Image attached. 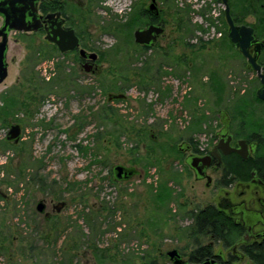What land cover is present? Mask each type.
Returning <instances> with one entry per match:
<instances>
[{"label": "rangeland", "instance_id": "rangeland-1", "mask_svg": "<svg viewBox=\"0 0 264 264\" xmlns=\"http://www.w3.org/2000/svg\"><path fill=\"white\" fill-rule=\"evenodd\" d=\"M59 1L83 42L99 54L98 70L86 74L75 53H58L40 35L38 54L22 48L0 85V97L20 94L25 103L1 116L7 123L19 111L24 131L18 145L8 146L0 131V264H171L168 252L177 249L187 256L197 240L204 245L210 241L192 234L189 214L212 205L224 191L218 184L197 181L184 156L171 157L169 150L190 139L211 148L223 111L239 134L243 116L238 105L246 102L251 114L264 112V104L255 99L260 82L245 71L228 36L221 38L225 30L215 19L223 8L210 7L214 0L175 2L181 11L190 9L192 26L198 27L193 35L178 27L175 8L156 0L164 33L151 51L137 48L133 37L139 25L133 17L144 0ZM238 3L231 0L232 12L241 8ZM246 15L249 24L262 25L263 36L264 24L256 23L249 5ZM127 23L130 33L117 31ZM31 58L38 60L34 67ZM58 64L64 77L70 75L69 83L59 82ZM127 66L130 83L116 82ZM158 73L161 79L155 82ZM140 74L147 77L144 84ZM187 84L191 88L185 93ZM222 84L224 92L216 87ZM115 85L126 87V98L110 103L108 95L119 93ZM33 86L46 93L38 95ZM32 93L44 97L43 102L33 100ZM2 104L6 106L0 98ZM108 104L113 116L105 123L100 115ZM194 111L207 115L202 128L193 125ZM146 133L160 146L154 147ZM151 152L164 155V161H150ZM29 158L33 166L23 167ZM148 160L155 164L145 168ZM119 165L138 174L116 181L113 169ZM242 190L236 186L234 191ZM40 201L50 204L49 222L36 211ZM51 203L66 207L53 213Z\"/></svg>", "mask_w": 264, "mask_h": 264}, {"label": "flooded vegetation", "instance_id": "flooded-vegetation-1", "mask_svg": "<svg viewBox=\"0 0 264 264\" xmlns=\"http://www.w3.org/2000/svg\"><path fill=\"white\" fill-rule=\"evenodd\" d=\"M8 1L10 0H0V5L10 14L12 13V7ZM199 1L204 2V0ZM228 1L232 19L237 26H241L242 24L237 23V19L232 15L231 0ZM251 1L254 2L251 6V16L256 19V23L264 24V0H240V5L242 8L241 13L246 15V7ZM152 2L153 0H144L143 8L141 7L140 10H137L135 13L133 21L139 25L134 30L133 37L137 30H145L153 25L163 28V22L159 20L162 15V10L159 8V6L157 5L160 12L159 17H155L148 10V7ZM213 2V4H210V7L211 5L218 4L223 8V12H221L218 18L215 19L216 21L221 22V25L225 30V33H221L220 36L221 38H226L227 35L229 38V27L226 20L223 0H214ZM55 4V0H40L37 3V20L41 23V28H39L37 31L20 32L10 29V26L6 27V17L0 14V76L2 66L4 65L7 72L6 80L8 79L10 66L16 61L17 55L22 50V48H25L28 54H33L39 50L40 35H42L44 42H46L48 46L54 47L55 50L60 53L55 45L46 40V30L50 26L47 16L50 14L61 13L62 18L66 21L65 27H72L74 29L75 27L71 25V22L67 15H65L64 11L54 10ZM63 6L66 7V5ZM256 6H259L260 10H253V8ZM28 12L29 14H33L31 9H29ZM19 17L20 14L16 19H19ZM239 20L241 22L246 21V19L242 18H239ZM26 23L27 26L34 25L33 18L27 17ZM254 30L256 32L255 28ZM75 32L80 40V48L79 50L69 52L67 54L75 53L79 59L78 64L82 67V69L84 64H91L92 69L89 73H87L84 69L83 71L86 74H93L98 70L97 62L99 61L100 56L96 52L85 49L82 46L81 38L78 35L76 29ZM161 36H163V34L157 37V41L153 46L137 45L135 43V37L134 43L142 50L144 49V51L146 49L151 51L156 46ZM256 37L258 42L264 41V35L262 36L256 33ZM229 41L232 44L230 39ZM232 46L234 52H236L245 62L246 68L253 71L249 68V64L242 56L241 52L236 49L233 44ZM256 48H259V45L252 47L251 53L253 55L256 53ZM80 49H84L89 53H96L98 56L97 61L92 62V60L82 58L79 53ZM13 52L14 54H12ZM262 57H264V49H261L258 54V63L261 66H263L261 64ZM257 80L259 81L258 78ZM0 98L2 103H5V97L1 96ZM262 102L264 104V101ZM4 106L5 105L0 107V112L1 108H4ZM250 115L255 116V119L251 117L252 125L250 127H246L244 122H240L239 128L241 132L238 134L236 131H234L235 126L229 114L223 111L220 114V130L213 133L210 139L211 143H213L211 148H200L199 143H194L191 141L184 142L182 146L178 147L180 153L182 156H184L182 161H184V164H186V166L193 172V175L197 181H206V185L208 187H210L212 183L218 184V187H221L220 191H224V195L222 192H220L213 204L208 206H211L214 212H218V214L225 218L229 223L233 224L238 233L237 236H235L233 242H228L225 238L221 239L219 238L220 236L218 234L213 232L209 236L210 241H208L206 245H204V241L197 240L196 247L191 254L185 256L178 250L180 254V261L178 263L174 260H171L167 256L171 264H257L250 258L248 250L255 248V246H258L257 248L261 250L264 248V112ZM17 125L21 127V142L23 140L24 120L21 116H19V111H17V113L14 115L13 121L8 120L7 123H5V121H3L0 116V131H4L6 135L4 142L12 145H18L20 143L19 142L18 144H15L14 142L7 141V136L11 131V128ZM229 138L230 146L234 149L238 148L239 141H245L247 143V158L241 157L236 152L224 154L221 150H217V152L215 151V147L221 140L227 142ZM190 155H195L197 157H210V160L209 162L199 163L197 166V171L199 172H197L196 170L190 168V166L187 164V159ZM199 175L203 176L200 177ZM226 183H230V185L223 186ZM236 186H240L241 188H244V190L236 193V191H234ZM43 202L46 205V210L44 214L40 215H44L45 219L48 215L49 218L47 219V222H49L52 218L51 214L48 212L50 204L48 202L46 203L45 201ZM59 204L51 203L53 213L55 212L60 214L61 211L66 207L65 203H62L64 206L58 210L57 206ZM247 238L248 240L245 241ZM260 261H263V259ZM260 264L262 263L260 262Z\"/></svg>", "mask_w": 264, "mask_h": 264}, {"label": "water", "instance_id": "water-1", "mask_svg": "<svg viewBox=\"0 0 264 264\" xmlns=\"http://www.w3.org/2000/svg\"><path fill=\"white\" fill-rule=\"evenodd\" d=\"M40 0H10L8 3L11 5L12 13L3 9L0 5V14L6 17V27L10 26V29H14L20 32H30L37 31L41 28V23L37 20V3ZM225 7V15L227 24L229 27V39L232 44L238 49L242 56L247 60L249 68L252 69L261 83V88L256 92V96L259 100L264 101V67L258 63V54L261 49H264V41L258 42L256 37V32L253 27L247 25L237 26L234 20L231 17L230 6L228 0H223ZM29 9L33 14H29ZM148 10L155 16L159 17L160 12L155 0L150 4ZM23 11V13H22ZM20 14L19 19H16ZM33 18L34 25L27 26L26 18ZM47 19L50 22L49 28L47 31L46 40L51 44L55 45L61 54H67L69 52H74L80 48V40L76 35L75 29L72 27H65L66 21L62 18L61 13L50 14L47 16ZM164 33V29L159 26H150L145 30H137L134 34L135 43L137 45H146L153 46L157 37ZM259 45V48H256L255 54L251 53L253 46ZM80 56L84 59L92 60L96 62L98 56L96 53H89L84 49H80ZM83 69L89 73L92 69V65L89 63L84 64ZM7 78L6 67L3 65L0 76V84L3 83ZM126 95L119 93L108 95V101L110 103L115 101L125 100ZM21 140V127L13 126L11 131L7 136V141L14 142L18 144ZM247 143L245 141H239L238 148L234 149L230 146V138L227 142L221 140L215 147V151L221 150L224 154H229L230 152H236L243 158H247ZM210 157H197L195 155H190L187 159V164L190 168L197 171V166L199 163L209 162ZM208 166V165H207ZM199 172V171H197ZM138 174V171L133 167H125L122 165L116 166L113 169V175L116 181H129L134 176ZM199 174V173H198ZM202 177L203 175H199ZM209 184V183H208ZM64 205L60 203L57 206V209L60 210ZM37 212L44 214L46 210V205L43 201H40L37 204ZM249 217V216H248ZM49 216H46L48 219ZM245 239V241H247ZM167 256L174 260L175 262L180 261V254L178 250H173L167 253Z\"/></svg>", "mask_w": 264, "mask_h": 264}, {"label": "trees", "instance_id": "trees-1", "mask_svg": "<svg viewBox=\"0 0 264 264\" xmlns=\"http://www.w3.org/2000/svg\"><path fill=\"white\" fill-rule=\"evenodd\" d=\"M55 1H56V4H55L54 10L55 11L61 10V11H64V13H65L66 7L63 6V3L60 2L59 0H55ZM89 1L91 3L93 0H89ZM177 1L178 0H166V2H168L172 6V8H175V9H173V12H174V14L176 16L178 27L179 28H182V29L183 28H187L186 33H188V34L190 33V34L193 35L195 33V31L198 30V27H193L192 26L191 18L189 19V14L191 13V11H190V9H187V10H184V11L183 10L182 11L179 10V8L177 7L178 5H175V2H177ZM238 1H239L238 4L240 5V0H238ZM253 3L254 2H252V1L249 2V10L250 11H251V8H252L251 6H252ZM238 8H237V13L236 12L234 13V11L232 12L233 17H235L237 19V23L242 24V25H247V26L254 27L256 29V33L259 35L260 34L259 33V30H260V27L262 25H251L247 21H245V22L242 21L241 22L239 20V18L246 19V16H248V15H243L241 13V11H240L241 8H239V9ZM253 10H260V7L259 6L258 7L256 6V7L253 8ZM46 11H47V9H46ZM71 25L73 27H75L73 23H71ZM129 28H130V24H128V23L127 24H124V25H120L119 24L117 26V31H120L121 33H123V35H125L127 33H130L131 29H129ZM78 35L81 38L82 46L84 48L90 50V48L88 47V45L83 42L84 39L82 38V33H78ZM200 41L202 43V39L201 38H200ZM206 45H207V43H203V45L201 46V48H205ZM193 47H194V45H192V48ZM52 48L55 50L54 47H52ZM137 48H140V47L137 46ZM38 51L35 52V55L38 54ZM90 51H93V50H90ZM143 51H144V49H143ZM145 51H149V50L146 49ZM52 55H53V53H48L47 54L48 57H51ZM31 56H32V54H31ZM29 61H31V63H33V67L38 62V60L32 59V58ZM261 64L264 66V57L261 58ZM244 69H245V71L247 73H254L253 71H251V70H249V69L246 68L245 62H244ZM57 70H60V71L62 70L61 79L59 80V82L62 81L63 83H65V82L66 83H69L70 75H68V76L66 75V77H64V75H63L64 68H62L61 65L58 64ZM127 71H129L128 66L126 67V69L124 71L123 70L120 71L119 77L116 78V82L123 83V84H129L132 79L129 77V72L126 73ZM159 72H161V67L159 69ZM158 74H159V78L156 79V80H154V78H153L150 82H152L153 80L155 82L156 81H159L161 79V74L160 73H158ZM139 76H142L143 77L142 78L143 81L141 82L142 84H144V82H147V79H146L147 77H145V75L140 74ZM34 78H35V73H34V71H32V72H30L29 82L30 83L34 82ZM51 84L52 83H48L47 84V85H49V88H50V86H52ZM33 85H34V83H33ZM116 85H115L114 89L117 90L119 93H122V92H124L126 90V87H117ZM216 87L217 88H220L219 90H221V92H224L225 91V85H223V84L222 85H217ZM33 89L38 91V95L41 94L40 90L43 91V93H46V89L44 90L43 87L40 88V87H34L33 86ZM19 96H20V94L19 95H11V94L10 95H7V97L5 98L6 106H5V108L1 109L0 116H3V115L9 116V115H11L12 112H13V110L14 109H17V107L20 106L23 103V102L20 101V97ZM32 99L39 101L38 104H41L43 102V100H44V97H41V99H39L38 96H35L32 93ZM255 99L259 103H261V104L263 103L262 101H260L257 98V96H256ZM190 100H192V99L187 100V103L188 104L190 103ZM23 104H25V103H23ZM188 104H186V107H188ZM109 106L110 105L108 104V106L105 107V109H103V113L100 115V118L105 123H107L108 121H110V119L113 116L112 113H110L108 111V110H111V108ZM36 110H38L37 106H36ZM237 110H238V113H241V116H243L241 118L242 119V122H244V124L246 125V127H250L252 125V122H251V120L248 121V119H251V117H249V115L251 114V112H250V109L248 108L247 103L246 102H244V103L242 102L240 105L237 106ZM33 114L34 113H32V115ZM192 115H193V118H194V122H193L194 124L193 125L194 126H198V128L199 127L202 128L204 122H207L206 121L207 115H206V113L204 111L202 113L199 112V111H194V114H192ZM201 131H202V129H201ZM146 136L148 137V140H150L154 144V147L160 146L158 143H156L153 140L152 137H150L149 133L148 134L146 133ZM100 137H101L100 134L96 135V139L97 140ZM190 141L191 142H194L193 139H190ZM5 145L8 146L10 144L9 143H5ZM81 150H84V151L88 152L89 151V148H86L85 147V148H81ZM169 153H170L169 155L171 157L174 156L175 154H177L178 156L177 155L174 156L175 158L180 157V155H181V153H180V151H179L178 148L177 149H174V150H169ZM150 156H152V158H153V159L151 158L150 161L157 162V164H161L162 163V158H163V161H164V157H165L164 155L163 156H159V155H157L156 153H153V152H151V154H149V157ZM28 160L30 162H27L26 159H25V163L23 162V165H24L23 167L30 168L31 166H33V164L31 163V158H29ZM150 161L148 160L146 162L145 168H147V167L152 166L153 164H155V163L150 162ZM26 163H28L27 167L25 166ZM33 180L35 181L36 179L34 178ZM229 185H230V183H226L223 186H229ZM55 195L58 196V194H55ZM158 198H159V196H158ZM189 215H190L189 217L191 218V220L193 222V225H192V228L193 229L191 231H192V234L194 236H198V237L199 236H201V237H209L211 235V233L215 232L216 234H218L220 236L219 238H221V239L222 238H225L228 242H233L235 236H237V233L238 232H237V229H235V227L233 226V224L229 223L225 218H223L220 214H218V212H214V210H213V208L211 206H207V207L203 208L202 210H199L198 212H195V213L194 212L193 213H190ZM257 247L258 246H255V248L249 249L248 250V254H249L250 258L252 260H254V262H256L257 264H260V262L262 264H264V248H262V250H263L262 251L261 249H258ZM261 259H263V261H260Z\"/></svg>", "mask_w": 264, "mask_h": 264}, {"label": "built area", "instance_id": "built-area-1", "mask_svg": "<svg viewBox=\"0 0 264 264\" xmlns=\"http://www.w3.org/2000/svg\"><path fill=\"white\" fill-rule=\"evenodd\" d=\"M51 64H53V63H51ZM43 66H44V68H45L44 70L47 71V69H46V68H47L46 65H43ZM184 87L186 88V89H185V93H187L188 88H189V89L191 88V87H188V84L185 85Z\"/></svg>", "mask_w": 264, "mask_h": 264}]
</instances>
